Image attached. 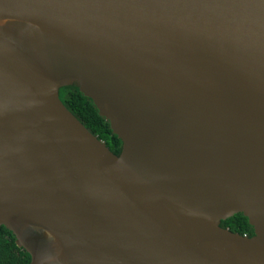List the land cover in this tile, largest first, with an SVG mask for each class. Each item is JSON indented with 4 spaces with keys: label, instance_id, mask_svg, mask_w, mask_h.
I'll return each instance as SVG.
<instances>
[{
    "label": "water",
    "instance_id": "1",
    "mask_svg": "<svg viewBox=\"0 0 264 264\" xmlns=\"http://www.w3.org/2000/svg\"><path fill=\"white\" fill-rule=\"evenodd\" d=\"M0 227L29 264H264V0H0Z\"/></svg>",
    "mask_w": 264,
    "mask_h": 264
},
{
    "label": "trees",
    "instance_id": "2",
    "mask_svg": "<svg viewBox=\"0 0 264 264\" xmlns=\"http://www.w3.org/2000/svg\"><path fill=\"white\" fill-rule=\"evenodd\" d=\"M59 100L90 134L106 145L112 154L115 156L120 154L121 141L112 133L109 122L98 114L90 99L84 97L75 87H64L59 90ZM220 227L248 238L254 235L253 228L242 214L222 221ZM29 263L30 256L16 245L12 233L0 227V264Z\"/></svg>",
    "mask_w": 264,
    "mask_h": 264
}]
</instances>
